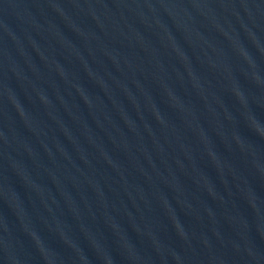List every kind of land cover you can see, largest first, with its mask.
<instances>
[{"label":"water","instance_id":"95a60500","mask_svg":"<svg viewBox=\"0 0 264 264\" xmlns=\"http://www.w3.org/2000/svg\"><path fill=\"white\" fill-rule=\"evenodd\" d=\"M0 264H264V0H0Z\"/></svg>","mask_w":264,"mask_h":264}]
</instances>
